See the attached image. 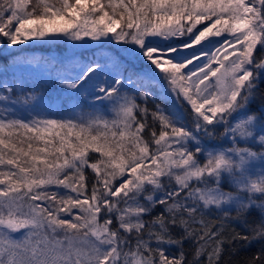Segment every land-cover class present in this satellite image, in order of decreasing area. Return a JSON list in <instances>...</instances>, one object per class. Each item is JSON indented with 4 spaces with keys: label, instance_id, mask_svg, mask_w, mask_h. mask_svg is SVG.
<instances>
[{
    "label": "snow or ice",
    "instance_id": "snow-or-ice-1",
    "mask_svg": "<svg viewBox=\"0 0 264 264\" xmlns=\"http://www.w3.org/2000/svg\"><path fill=\"white\" fill-rule=\"evenodd\" d=\"M254 246L243 264H264V0H0V264Z\"/></svg>",
    "mask_w": 264,
    "mask_h": 264
},
{
    "label": "trees",
    "instance_id": "trees-1",
    "mask_svg": "<svg viewBox=\"0 0 264 264\" xmlns=\"http://www.w3.org/2000/svg\"><path fill=\"white\" fill-rule=\"evenodd\" d=\"M200 27V26H197ZM184 39V37L177 38V43H179L180 40ZM69 45L67 44H60L59 42L57 44L52 45H46L43 47H36L33 49H29L25 53H23L24 57H47L51 58L52 56H59L65 54V49L68 48ZM45 91H48L51 93V95L55 96L58 95V90L55 89V85L51 83V81H46L45 83ZM157 104H161L162 107L167 108L168 104L164 103L161 100L156 101ZM149 107H152L151 102L149 103ZM87 175L94 176L95 174L92 173L91 169L87 170ZM160 209L158 208L157 211ZM186 255L189 259H191V252H192V245L188 242L184 245ZM258 246H254L250 249H241L237 255H230L228 252H225L223 256V261L226 262V264H237V262H240V264H243V260L252 255L257 251ZM173 251H176L175 249Z\"/></svg>",
    "mask_w": 264,
    "mask_h": 264
},
{
    "label": "rangeland",
    "instance_id": "rangeland-1",
    "mask_svg": "<svg viewBox=\"0 0 264 264\" xmlns=\"http://www.w3.org/2000/svg\"><path fill=\"white\" fill-rule=\"evenodd\" d=\"M203 43H205V42H202V44H203ZM197 47H199V46H197ZM189 51H191V50H189Z\"/></svg>",
    "mask_w": 264,
    "mask_h": 264
}]
</instances>
